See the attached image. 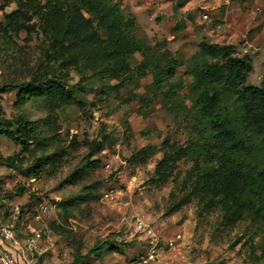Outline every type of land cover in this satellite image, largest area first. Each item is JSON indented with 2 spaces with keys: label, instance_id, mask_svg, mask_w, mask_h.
<instances>
[{
  "label": "rangeland",
  "instance_id": "obj_1",
  "mask_svg": "<svg viewBox=\"0 0 264 264\" xmlns=\"http://www.w3.org/2000/svg\"><path fill=\"white\" fill-rule=\"evenodd\" d=\"M110 1L141 50L128 58L129 71L119 81L83 65L68 68L64 82L72 98L50 107L42 97L16 105L19 88L8 86L46 67L48 42L35 17L30 28L5 30V15L17 5L0 0V119L22 117L43 133L28 142V151L0 135V227L20 238L40 234L32 264L76 258L78 264H137L151 240L177 235L174 248L146 264H264V216L244 212L226 224L220 206H204L194 178L185 179L195 161L204 165L197 151L208 137L191 102L199 43L232 45L234 56H248L247 84L259 86L264 1ZM146 49L152 65L176 63L157 88L150 68H138ZM227 107L233 112L232 100ZM173 144L192 149L175 159ZM7 157L14 167L4 164Z\"/></svg>",
  "mask_w": 264,
  "mask_h": 264
},
{
  "label": "trees",
  "instance_id": "obj_2",
  "mask_svg": "<svg viewBox=\"0 0 264 264\" xmlns=\"http://www.w3.org/2000/svg\"><path fill=\"white\" fill-rule=\"evenodd\" d=\"M14 1L17 8L5 15L3 28L17 33L30 28L28 21L35 17L38 29L48 42L49 62L29 81L8 86L19 88L16 105L33 97H42L50 107L67 103L72 95L65 89L64 76L73 66L83 65L101 76L123 80L129 71L128 58L141 50L140 42L126 27L128 19L123 18L118 5L110 0ZM233 52L232 45L212 44L206 40L199 43L191 70L195 93L191 102L205 123L208 137L199 143L197 151L204 165L199 167L195 161L190 175L185 178H194L193 190L203 199L206 197L204 206H220L226 224H232L244 212L264 216V146L260 148L256 142L260 139L264 144V79L259 86L248 85L251 59L236 57ZM149 54L148 49L143 51V61L138 68H150L153 86L157 88L163 79L173 75L176 63L166 60V63L152 65ZM164 67L167 70L164 71ZM229 100H232L233 112L227 107ZM16 120L12 123L0 119V135L17 141L22 151H28V142L43 133L25 118ZM171 149L176 159L185 156L192 145L187 148L173 144ZM171 159L172 155H165L157 164V170ZM4 164L15 166L9 157L4 159ZM78 263L77 258L72 262Z\"/></svg>",
  "mask_w": 264,
  "mask_h": 264
},
{
  "label": "built area",
  "instance_id": "obj_3",
  "mask_svg": "<svg viewBox=\"0 0 264 264\" xmlns=\"http://www.w3.org/2000/svg\"><path fill=\"white\" fill-rule=\"evenodd\" d=\"M39 238L40 234L38 232H32L20 238L11 228L1 226L0 264H32V254L40 251L36 246ZM178 238L179 235L164 242L158 239L151 240V246L145 253L138 255L136 263L146 264L155 259L158 252L162 251L164 248H174Z\"/></svg>",
  "mask_w": 264,
  "mask_h": 264
},
{
  "label": "crops",
  "instance_id": "obj_4",
  "mask_svg": "<svg viewBox=\"0 0 264 264\" xmlns=\"http://www.w3.org/2000/svg\"><path fill=\"white\" fill-rule=\"evenodd\" d=\"M7 247V246H6ZM9 249L11 250V248L9 247Z\"/></svg>",
  "mask_w": 264,
  "mask_h": 264
}]
</instances>
